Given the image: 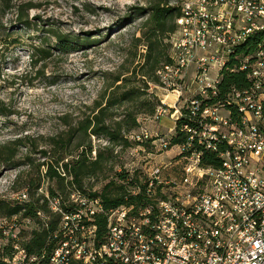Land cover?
<instances>
[{"label": "built area", "instance_id": "1", "mask_svg": "<svg viewBox=\"0 0 264 264\" xmlns=\"http://www.w3.org/2000/svg\"><path fill=\"white\" fill-rule=\"evenodd\" d=\"M177 6L171 60L157 70L174 100L160 98L154 118L168 109L174 123L187 118L186 138L176 144L182 166L173 171L168 161L121 179L137 204L105 208L99 197L72 184L67 201L75 207L63 211L58 196L45 194L51 212L61 215L48 236L56 245L49 252L29 253L17 228L2 218L7 243L0 244V259L5 263L264 264V0H179ZM252 37L254 48L244 55L252 57L239 67L249 85L210 101L218 95L227 56ZM191 66L195 72L184 81ZM192 85L193 95L185 98ZM129 137L152 139L159 150L171 144L170 137L152 138L146 129ZM206 150L215 153L217 164L201 163ZM15 199L27 201L26 192ZM99 214L106 220L101 240ZM37 216L47 228L49 216L41 211ZM26 224L32 220L26 218Z\"/></svg>", "mask_w": 264, "mask_h": 264}, {"label": "rangeland", "instance_id": "2", "mask_svg": "<svg viewBox=\"0 0 264 264\" xmlns=\"http://www.w3.org/2000/svg\"><path fill=\"white\" fill-rule=\"evenodd\" d=\"M158 0H0V144L16 137L24 138L23 145L16 151L15 167H3L0 159V198L14 199L25 191L34 197L46 194L51 186L56 190L54 180L41 178L43 167L37 164L43 158L42 150H48L51 139L64 136V132L79 119L90 116L98 104L105 105V99L112 92L118 93L125 86H137L147 95L165 99L171 103L172 93L164 90L157 70L169 63L172 55V34H160L152 45L151 55L167 56L154 72L144 68L143 56L148 48L143 33L146 32V15H137L136 7H149ZM179 0H169L168 5L177 6ZM27 19L25 26L18 20ZM59 36L66 40L58 41ZM33 46L50 51L41 58L32 54ZM148 72L149 77L142 75ZM195 72L194 66L188 69L187 81ZM213 75V70L210 71ZM116 77L121 80L115 81ZM184 97L193 95L184 92ZM139 101H126L109 109L114 120L122 117ZM138 105V104H137ZM95 113V112H94ZM172 109L154 118L137 115L141 129L152 136L168 138L174 131ZM131 132L137 134L140 132ZM127 144L111 143L105 137H90L91 156L95 151L103 154L101 168L83 178L85 195L100 192L103 186L119 180V174L141 176L149 166L170 161L173 171L183 164L178 156L179 148L170 144L166 150H159L157 142L149 139L133 141L129 133H124ZM87 138H76L74 145ZM72 155L77 149L70 148ZM51 151V158L57 154ZM21 178L16 181V178ZM36 183L40 186L29 191L23 187ZM70 180L69 176L65 181ZM118 183V184H119ZM27 187V185H26ZM62 194L64 204L68 203L67 192ZM49 196V195H48ZM50 197V196H49ZM54 213L52 212V217ZM1 220V218H0ZM15 223L9 225L20 229L19 241L30 236L35 224ZM2 226V225H1ZM0 227V244L7 243Z\"/></svg>", "mask_w": 264, "mask_h": 264}, {"label": "trees", "instance_id": "3", "mask_svg": "<svg viewBox=\"0 0 264 264\" xmlns=\"http://www.w3.org/2000/svg\"><path fill=\"white\" fill-rule=\"evenodd\" d=\"M169 0H158L153 2L149 7H136V14L146 15L145 24L147 26L146 32L143 33L147 42L148 52L143 56L144 63L140 66L143 68L149 64L148 71L154 72L158 66V63L162 61L168 62L167 56L151 55L152 45L160 34L165 32H174L176 29L175 18L179 15L178 6L168 5ZM22 25H27L29 21L22 19L21 16L18 20ZM66 40V36H59L58 41ZM254 38H250L244 44L236 47L235 53L231 56H227L223 67L220 69V79L217 85L218 95L211 98L210 101H217L224 97L232 89H242L249 85V80L246 77V71L239 69V67L246 62V59L252 56H244L251 52L254 48ZM40 53L41 58H45L50 55V51L39 46H33L32 54L37 56ZM236 55V56H235ZM148 76V72L142 74ZM121 80L120 77H116L115 81ZM126 101L137 102L133 108H129L121 118L114 120L111 116L109 109L122 104ZM105 105L98 104L96 110L85 118L79 119L74 125H71L65 132L64 136H57L51 139L50 147L48 150H42L43 160L37 164V169L40 166L43 168V174L41 178H47L48 180H54L56 184V190L51 186L46 189V194L50 197L58 196L60 198V207L63 211H72L74 204L69 202L64 204L62 194L65 193V188L69 186L67 192V199L72 191V184L82 194H85V190L82 185L84 177L95 173L101 168L103 162V154L100 151H95V155L91 156L92 146L90 137H105L111 143H124L127 144V138L124 133L137 132L140 130L137 115L143 114L145 116H153L157 107L160 105V101L156 96L147 95L144 90H141L137 86H125L118 93L112 92L110 96L105 99ZM185 108L182 109V114L185 112ZM187 118L185 116L179 117L174 123V132L170 136L171 144L182 143L186 138V132L182 129V125L186 123ZM76 138H87V141L77 142L73 144ZM24 138L16 137L6 143L0 144V159L3 162V167H15L18 163L15 161L16 151L23 145ZM74 146L77 149V153L72 155L70 148ZM51 151L57 154L56 157L51 158ZM54 153V154H55ZM204 165L217 164V157L214 152L204 151V157L201 161ZM69 176L70 180L65 181V177ZM127 174H119V180H126ZM21 178L19 175L16 181ZM23 187L29 191L37 189L40 186V178L36 183L29 182L26 184V175H24ZM133 180H127L129 183H133ZM119 183V182H118ZM115 184L110 181L106 183L100 192H91L87 196L99 197L105 208H114L122 204H137L135 197L126 195V188L123 184ZM27 185V187H26ZM45 195V194H44ZM143 204V203H142ZM41 211L48 216L52 214L47 199L43 194L34 197L33 193H30V198L27 201H17L14 199L0 198V218L9 221L14 218L15 223L26 224V218L32 220V224H35L31 231L28 240L20 242V244L29 253H39L43 248L48 252L56 245L55 240H49L48 236L53 231L60 219L59 213H54L52 217L49 216L47 220V228L42 225V221L37 216V212ZM95 223L97 224L98 236L103 239L105 234L106 220L102 214L97 215ZM29 224V225H32ZM16 225V224H15ZM13 225V228L17 226ZM18 235H20V229L17 228ZM2 231V230H1ZM9 246L5 247V253H9ZM0 264H7L0 259ZM71 264H80L78 261H72Z\"/></svg>", "mask_w": 264, "mask_h": 264}, {"label": "crops", "instance_id": "4", "mask_svg": "<svg viewBox=\"0 0 264 264\" xmlns=\"http://www.w3.org/2000/svg\"><path fill=\"white\" fill-rule=\"evenodd\" d=\"M190 93H192V91L195 89V86L194 85H192L191 87H190Z\"/></svg>", "mask_w": 264, "mask_h": 264}]
</instances>
